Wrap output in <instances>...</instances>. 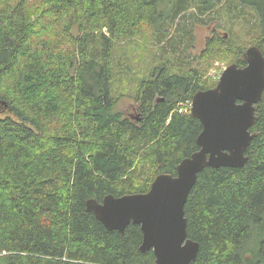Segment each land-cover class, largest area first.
<instances>
[{
	"label": "trees",
	"instance_id": "obj_1",
	"mask_svg": "<svg viewBox=\"0 0 264 264\" xmlns=\"http://www.w3.org/2000/svg\"><path fill=\"white\" fill-rule=\"evenodd\" d=\"M221 1L0 0V264H155L140 225L108 230L86 201L145 192L199 149L180 104L216 85L213 60L246 64L231 34L186 65L198 11ZM224 1L255 11L245 30L264 53V0ZM148 43L160 50L143 77ZM130 85L135 118L117 109ZM255 114L246 163L205 167L189 191L191 264H264V92Z\"/></svg>",
	"mask_w": 264,
	"mask_h": 264
},
{
	"label": "water",
	"instance_id": "obj_2",
	"mask_svg": "<svg viewBox=\"0 0 264 264\" xmlns=\"http://www.w3.org/2000/svg\"><path fill=\"white\" fill-rule=\"evenodd\" d=\"M246 64H228L214 87L194 92L189 113L202 129L199 147L182 158L175 175L159 173L145 192L89 198L87 210L108 229L123 233L129 223L140 225L141 252L152 250L155 264H191L199 243L187 234L184 212L189 191L205 167H242L254 137L255 105L264 92V53L257 45L245 49Z\"/></svg>",
	"mask_w": 264,
	"mask_h": 264
},
{
	"label": "rangeland",
	"instance_id": "obj_3",
	"mask_svg": "<svg viewBox=\"0 0 264 264\" xmlns=\"http://www.w3.org/2000/svg\"><path fill=\"white\" fill-rule=\"evenodd\" d=\"M229 1H221L211 8L206 13H199L198 11V21L193 25V38L190 43L186 45V48L183 53L185 58L186 65H198L200 63L199 59L195 57L199 56L201 49L204 48L205 42L208 37L212 36H230L231 34L235 37H239V43L245 44V48L249 47L251 44V39L247 35L245 30L247 27H250L256 20L255 11L249 7L240 6L237 8L231 7L228 8ZM174 27L169 33H173ZM183 49V46H182ZM160 50V47L156 44H147L146 50L140 51V57L143 59L144 66H140V63H136V73L141 76H145L150 69L153 67L152 63H156L155 59L156 52ZM136 59L138 60L139 57ZM228 65L224 60L215 59L209 65L208 71L205 73L204 77H207L212 82H217L220 74ZM119 88V87H118ZM133 86L130 85L129 91H124L121 89L117 93V109L121 110L126 116L135 118V108H134V97ZM187 100V99H186ZM133 115V117H132Z\"/></svg>",
	"mask_w": 264,
	"mask_h": 264
},
{
	"label": "built area",
	"instance_id": "obj_4",
	"mask_svg": "<svg viewBox=\"0 0 264 264\" xmlns=\"http://www.w3.org/2000/svg\"><path fill=\"white\" fill-rule=\"evenodd\" d=\"M191 100H185L183 103L180 104L178 108L179 112H188L190 109Z\"/></svg>",
	"mask_w": 264,
	"mask_h": 264
},
{
	"label": "flooded vegetation",
	"instance_id": "obj_5",
	"mask_svg": "<svg viewBox=\"0 0 264 264\" xmlns=\"http://www.w3.org/2000/svg\"><path fill=\"white\" fill-rule=\"evenodd\" d=\"M189 112V111H188Z\"/></svg>",
	"mask_w": 264,
	"mask_h": 264
}]
</instances>
